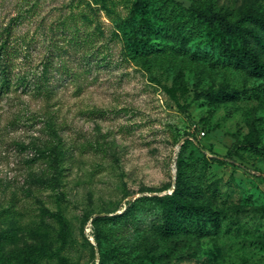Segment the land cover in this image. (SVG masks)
Masks as SVG:
<instances>
[{
  "label": "rangeland",
  "instance_id": "1",
  "mask_svg": "<svg viewBox=\"0 0 264 264\" xmlns=\"http://www.w3.org/2000/svg\"><path fill=\"white\" fill-rule=\"evenodd\" d=\"M203 1L250 19L264 59V0ZM63 22L100 33L106 60L47 99L20 82L42 71ZM10 27L21 49L0 93L3 259L264 264V75L235 66L241 36L191 0H0V29ZM54 133L58 168L44 146ZM178 171L193 207L216 205L220 225L166 240L153 197L173 193Z\"/></svg>",
  "mask_w": 264,
  "mask_h": 264
},
{
  "label": "trees",
  "instance_id": "2",
  "mask_svg": "<svg viewBox=\"0 0 264 264\" xmlns=\"http://www.w3.org/2000/svg\"><path fill=\"white\" fill-rule=\"evenodd\" d=\"M191 2L205 22L211 25L217 23L220 30L227 35L241 36L243 48L237 51L233 57L235 66L252 74L264 75V59L255 49L257 44L256 31L254 28L247 27L250 19L245 18L233 23L217 4L203 0H191ZM63 30V36L59 31H52L53 40L51 43L53 48L43 64V69L38 75L33 74L30 79L23 77L20 82L23 89L28 90L31 87L30 90L36 92V95L51 99L56 96L58 90L67 86L72 80L79 78V73L83 69L84 72H87L88 66L93 65L96 70L100 71L107 48L102 43V35L97 31L81 29L73 31L66 24ZM12 38L11 27L4 30L0 29V93L10 91L15 84L14 75L17 73V63L20 57L18 54L21 48L18 46L20 43L13 41ZM121 52L123 53V51ZM53 136V140H47L44 146L51 156L53 166L58 168L66 150L62 137L57 133H54ZM179 178L180 171H178L177 185L172 194L153 197L163 203L161 219L165 239L178 240L182 236L184 237L185 232L204 236L206 233L217 229L220 225L217 206L208 204L201 210L195 209L191 203L190 193L182 187ZM137 205L138 202L130 203L127 211L132 213ZM215 218L217 221L213 222ZM103 219V217L96 218V223ZM3 237H6V234ZM0 264L10 263L3 259L0 254Z\"/></svg>",
  "mask_w": 264,
  "mask_h": 264
},
{
  "label": "water",
  "instance_id": "3",
  "mask_svg": "<svg viewBox=\"0 0 264 264\" xmlns=\"http://www.w3.org/2000/svg\"><path fill=\"white\" fill-rule=\"evenodd\" d=\"M180 147H181V146H178V149H180ZM174 171H175V173H176V172H177V169H175Z\"/></svg>",
  "mask_w": 264,
  "mask_h": 264
}]
</instances>
